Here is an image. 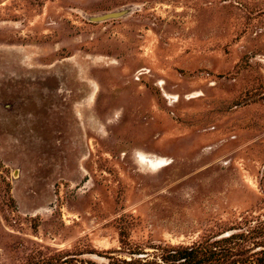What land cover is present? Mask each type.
Wrapping results in <instances>:
<instances>
[{
	"label": "rangeland",
	"instance_id": "rangeland-1",
	"mask_svg": "<svg viewBox=\"0 0 264 264\" xmlns=\"http://www.w3.org/2000/svg\"><path fill=\"white\" fill-rule=\"evenodd\" d=\"M231 234L264 249V0H0V264Z\"/></svg>",
	"mask_w": 264,
	"mask_h": 264
},
{
	"label": "trees",
	"instance_id": "trees-1",
	"mask_svg": "<svg viewBox=\"0 0 264 264\" xmlns=\"http://www.w3.org/2000/svg\"><path fill=\"white\" fill-rule=\"evenodd\" d=\"M231 238L232 234L212 242L205 241L188 246L158 245L154 247L157 253L153 255L145 253L142 258L129 261H112L108 264H225L234 250V247L229 244ZM259 254L255 259L250 260L249 264H264V249L260 250ZM41 264L55 263L45 261ZM234 264L243 263L240 261Z\"/></svg>",
	"mask_w": 264,
	"mask_h": 264
}]
</instances>
